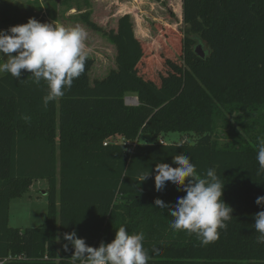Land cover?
Instances as JSON below:
<instances>
[{
    "label": "trees",
    "instance_id": "1",
    "mask_svg": "<svg viewBox=\"0 0 264 264\" xmlns=\"http://www.w3.org/2000/svg\"><path fill=\"white\" fill-rule=\"evenodd\" d=\"M181 11L183 63L167 59L168 70L155 76L138 70L144 45L130 13L107 30L89 12L78 21L116 49L115 66L106 75L91 79L89 56L84 74L47 106L44 81L36 85L26 70L19 79L0 75L3 264H72L75 249L65 233L75 231L99 247L114 240L120 226L144 233L148 264H264V244L254 228L255 214L264 211L256 203L264 196L257 159L264 139V0H182ZM202 42L205 57L195 51ZM130 93L137 105L126 104ZM170 133L198 138L158 140ZM178 154H186L202 178L215 169L223 200L233 208L227 230L207 246L195 234L173 229L169 210L155 205L160 198L174 207L184 194L187 178L155 188L156 165L176 167ZM42 179L48 182L46 221L11 226V201ZM20 254L25 257L15 258Z\"/></svg>",
    "mask_w": 264,
    "mask_h": 264
},
{
    "label": "clouds",
    "instance_id": "2",
    "mask_svg": "<svg viewBox=\"0 0 264 264\" xmlns=\"http://www.w3.org/2000/svg\"><path fill=\"white\" fill-rule=\"evenodd\" d=\"M88 38L87 30L81 25L66 26L29 18L27 23L0 31V56L7 57L0 64V73H10L19 79L22 70H26L36 85L44 81L48 91L43 102L47 106L62 98L64 89H70L74 80L84 74L89 57ZM257 159L264 169V139L259 142ZM173 163L177 166L156 165V191H162L169 181L181 185L187 178V183L182 184L184 194L176 197L174 207L160 198L155 199V205L169 210V215L174 217L173 229L195 234L204 246L215 243L220 238V230H227V222L232 219L233 208L223 200L224 184L215 169H208L202 178L186 154L174 156ZM149 176L150 172L143 174L142 181ZM256 203L264 205V196L258 197ZM254 228L259 233L257 242L264 244V211L255 214ZM64 239L75 249L72 264L77 261L80 264H148L151 259L144 247V233L130 234L124 226L116 231L114 240L101 241L99 247L89 246L75 231L65 233ZM64 248L67 251L68 244Z\"/></svg>",
    "mask_w": 264,
    "mask_h": 264
},
{
    "label": "rangeland",
    "instance_id": "3",
    "mask_svg": "<svg viewBox=\"0 0 264 264\" xmlns=\"http://www.w3.org/2000/svg\"><path fill=\"white\" fill-rule=\"evenodd\" d=\"M181 10L182 0H0V31L27 23L29 18L66 26H83L89 34V56L94 58L90 72L91 79H94L103 77L115 66L116 49L103 34L78 21L79 15L89 12L94 21L109 30L116 27L120 15L130 13L136 35L144 45L138 70L152 77L160 73L159 70H168V66L165 69L167 59L183 63L180 38L183 37L184 23ZM202 46L207 49L206 43L202 42ZM6 59V56H0V64ZM129 98L137 100L136 94H127L125 102L128 105L138 104V100L130 102ZM197 138L195 134L181 136L180 133H170L168 137L159 135L158 140L165 143L176 140L195 142ZM105 140L113 141L111 137ZM47 190L48 182L37 180L25 194L13 199L9 224L19 228L42 225L48 215Z\"/></svg>",
    "mask_w": 264,
    "mask_h": 264
},
{
    "label": "water",
    "instance_id": "4",
    "mask_svg": "<svg viewBox=\"0 0 264 264\" xmlns=\"http://www.w3.org/2000/svg\"><path fill=\"white\" fill-rule=\"evenodd\" d=\"M195 51H196V53H197L199 56H201V57H205V55H206V52H205V50L203 49V46H202L201 43L198 44V45L196 46ZM137 100H138V97H137ZM126 104H127V103H126ZM45 193H47V192L45 191Z\"/></svg>",
    "mask_w": 264,
    "mask_h": 264
},
{
    "label": "built area",
    "instance_id": "5",
    "mask_svg": "<svg viewBox=\"0 0 264 264\" xmlns=\"http://www.w3.org/2000/svg\"><path fill=\"white\" fill-rule=\"evenodd\" d=\"M107 143H108V141H105V142H104L105 145H106ZM161 143H164V141L161 140ZM24 257H25L24 254H20V255H17L15 258H17V259H23ZM7 259H8V258L4 259L3 261H0V264H3L4 261H6Z\"/></svg>",
    "mask_w": 264,
    "mask_h": 264
},
{
    "label": "bare ground",
    "instance_id": "6",
    "mask_svg": "<svg viewBox=\"0 0 264 264\" xmlns=\"http://www.w3.org/2000/svg\"><path fill=\"white\" fill-rule=\"evenodd\" d=\"M129 101L130 102H136L137 100H136V98H129Z\"/></svg>",
    "mask_w": 264,
    "mask_h": 264
},
{
    "label": "crops",
    "instance_id": "7",
    "mask_svg": "<svg viewBox=\"0 0 264 264\" xmlns=\"http://www.w3.org/2000/svg\"><path fill=\"white\" fill-rule=\"evenodd\" d=\"M47 181V180H46ZM12 202V201H11Z\"/></svg>",
    "mask_w": 264,
    "mask_h": 264
}]
</instances>
